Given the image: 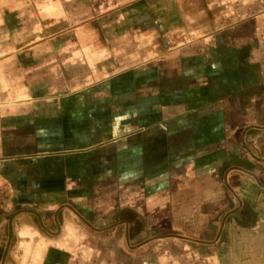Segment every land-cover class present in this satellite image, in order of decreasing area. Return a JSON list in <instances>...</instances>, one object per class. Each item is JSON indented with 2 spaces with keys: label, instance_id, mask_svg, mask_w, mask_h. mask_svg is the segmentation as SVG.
<instances>
[{
  "label": "crops",
  "instance_id": "1",
  "mask_svg": "<svg viewBox=\"0 0 264 264\" xmlns=\"http://www.w3.org/2000/svg\"><path fill=\"white\" fill-rule=\"evenodd\" d=\"M263 165L264 0H0V264H264Z\"/></svg>",
  "mask_w": 264,
  "mask_h": 264
},
{
  "label": "rangeland",
  "instance_id": "2",
  "mask_svg": "<svg viewBox=\"0 0 264 264\" xmlns=\"http://www.w3.org/2000/svg\"><path fill=\"white\" fill-rule=\"evenodd\" d=\"M263 169H264V165H263V167H262ZM260 179V183H264V180L262 179V178H259ZM220 222H221V220H220V218L218 217V216H215L214 218H213V220H208L207 221V224H208V227H209V229L211 230V231H213L214 232V235H218V230H217V228L218 229H220L219 228V225H220ZM116 231H112V233H111V237L113 238H116L117 239V241L116 242H118V245L119 246H117V248H118V250L119 251H121L122 250V254L123 253H125V252H127V250H126V248H125V246H124V241H125V238H124V230H122L121 228H119L118 230L117 229H115ZM119 231V232H118ZM108 239H109V237H108ZM116 248V249H117ZM117 251V250H116ZM136 252H138V250H136Z\"/></svg>",
  "mask_w": 264,
  "mask_h": 264
}]
</instances>
